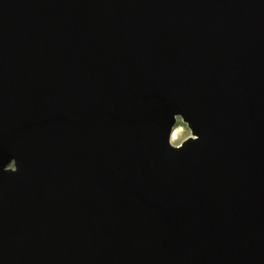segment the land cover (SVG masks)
<instances>
[{
  "label": "water",
  "instance_id": "95a60500",
  "mask_svg": "<svg viewBox=\"0 0 264 264\" xmlns=\"http://www.w3.org/2000/svg\"><path fill=\"white\" fill-rule=\"evenodd\" d=\"M0 264H264V0H0Z\"/></svg>",
  "mask_w": 264,
  "mask_h": 264
},
{
  "label": "bare ground",
  "instance_id": "6f19581e",
  "mask_svg": "<svg viewBox=\"0 0 264 264\" xmlns=\"http://www.w3.org/2000/svg\"><path fill=\"white\" fill-rule=\"evenodd\" d=\"M184 127L181 125L180 127H175L171 134V143L176 144L180 142L181 136L183 135Z\"/></svg>",
  "mask_w": 264,
  "mask_h": 264
},
{
  "label": "rangeland",
  "instance_id": "374dc122",
  "mask_svg": "<svg viewBox=\"0 0 264 264\" xmlns=\"http://www.w3.org/2000/svg\"><path fill=\"white\" fill-rule=\"evenodd\" d=\"M181 125L184 127L183 135L181 136L180 142H179V143H176V144H173V145H179L182 141H184L185 139H187L188 137L191 136L190 130H189V129L187 128V126H186L185 124H183L182 122L177 121L175 127H180ZM175 127H174V128H175ZM174 128H173V129H174Z\"/></svg>",
  "mask_w": 264,
  "mask_h": 264
}]
</instances>
